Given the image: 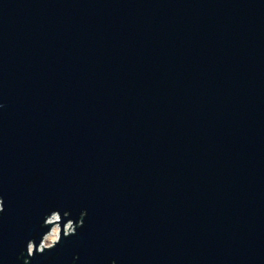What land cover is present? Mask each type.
Here are the masks:
<instances>
[{"label": "water", "instance_id": "obj_1", "mask_svg": "<svg viewBox=\"0 0 264 264\" xmlns=\"http://www.w3.org/2000/svg\"><path fill=\"white\" fill-rule=\"evenodd\" d=\"M0 198V264H264V0H0Z\"/></svg>", "mask_w": 264, "mask_h": 264}, {"label": "clouds", "instance_id": "obj_2", "mask_svg": "<svg viewBox=\"0 0 264 264\" xmlns=\"http://www.w3.org/2000/svg\"><path fill=\"white\" fill-rule=\"evenodd\" d=\"M3 205H4L3 198H0V212L4 210ZM68 215L69 213L67 212L64 213L65 217ZM84 215H86V212L81 213V219L78 224L72 220H68L67 223L64 224V228H63L64 237L75 234L76 228L83 226ZM61 222H62V217L58 211H53L50 215H48L45 218L44 226L48 227L49 230L43 234L38 248L36 246L34 247L32 240L28 241L27 253L29 257L33 256L35 252H39L40 254H43L45 250L52 249L58 242L61 241L62 239ZM25 264H28L27 260L25 261Z\"/></svg>", "mask_w": 264, "mask_h": 264}]
</instances>
